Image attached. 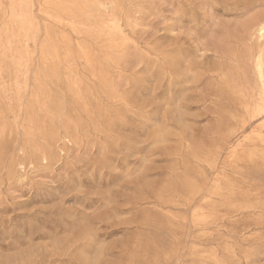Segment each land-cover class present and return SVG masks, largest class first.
<instances>
[{
	"label": "rangeland",
	"instance_id": "obj_1",
	"mask_svg": "<svg viewBox=\"0 0 264 264\" xmlns=\"http://www.w3.org/2000/svg\"><path fill=\"white\" fill-rule=\"evenodd\" d=\"M0 264H264V0H0Z\"/></svg>",
	"mask_w": 264,
	"mask_h": 264
},
{
	"label": "bare ground",
	"instance_id": "obj_2",
	"mask_svg": "<svg viewBox=\"0 0 264 264\" xmlns=\"http://www.w3.org/2000/svg\"><path fill=\"white\" fill-rule=\"evenodd\" d=\"M261 34H262V29L260 28Z\"/></svg>",
	"mask_w": 264,
	"mask_h": 264
}]
</instances>
